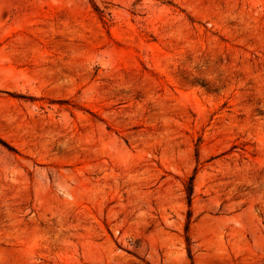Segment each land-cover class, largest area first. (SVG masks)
I'll list each match as a JSON object with an SVG mask.
<instances>
[{"label": "rangeland", "instance_id": "rangeland-1", "mask_svg": "<svg viewBox=\"0 0 264 264\" xmlns=\"http://www.w3.org/2000/svg\"><path fill=\"white\" fill-rule=\"evenodd\" d=\"M0 264H264V0H0Z\"/></svg>", "mask_w": 264, "mask_h": 264}]
</instances>
